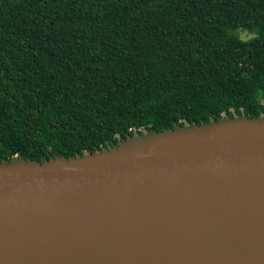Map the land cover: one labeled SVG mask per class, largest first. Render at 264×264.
Instances as JSON below:
<instances>
[{
    "label": "trees",
    "instance_id": "trees-1",
    "mask_svg": "<svg viewBox=\"0 0 264 264\" xmlns=\"http://www.w3.org/2000/svg\"><path fill=\"white\" fill-rule=\"evenodd\" d=\"M231 108L264 111V0H0V162Z\"/></svg>",
    "mask_w": 264,
    "mask_h": 264
},
{
    "label": "water",
    "instance_id": "water-1",
    "mask_svg": "<svg viewBox=\"0 0 264 264\" xmlns=\"http://www.w3.org/2000/svg\"><path fill=\"white\" fill-rule=\"evenodd\" d=\"M231 111L2 160L0 264H264V111Z\"/></svg>",
    "mask_w": 264,
    "mask_h": 264
},
{
    "label": "rangeland",
    "instance_id": "rangeland-1",
    "mask_svg": "<svg viewBox=\"0 0 264 264\" xmlns=\"http://www.w3.org/2000/svg\"><path fill=\"white\" fill-rule=\"evenodd\" d=\"M239 34L244 38L251 36V34H249L247 31H240Z\"/></svg>",
    "mask_w": 264,
    "mask_h": 264
}]
</instances>
